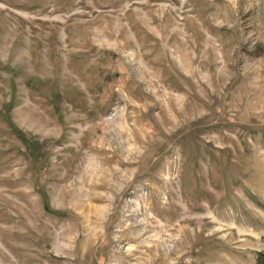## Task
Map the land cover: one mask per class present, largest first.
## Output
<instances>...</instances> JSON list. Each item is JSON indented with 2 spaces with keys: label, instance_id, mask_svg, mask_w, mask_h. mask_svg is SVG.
I'll list each match as a JSON object with an SVG mask.
<instances>
[{
  "label": "rangeland",
  "instance_id": "1",
  "mask_svg": "<svg viewBox=\"0 0 264 264\" xmlns=\"http://www.w3.org/2000/svg\"><path fill=\"white\" fill-rule=\"evenodd\" d=\"M264 0H0V264H258Z\"/></svg>",
  "mask_w": 264,
  "mask_h": 264
},
{
  "label": "trees",
  "instance_id": "2",
  "mask_svg": "<svg viewBox=\"0 0 264 264\" xmlns=\"http://www.w3.org/2000/svg\"><path fill=\"white\" fill-rule=\"evenodd\" d=\"M257 263L264 264V253L257 254Z\"/></svg>",
  "mask_w": 264,
  "mask_h": 264
}]
</instances>
